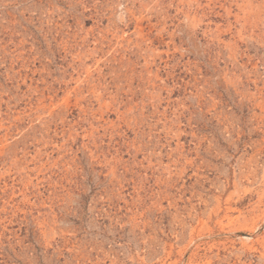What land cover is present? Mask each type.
Instances as JSON below:
<instances>
[{
    "label": "rangeland",
    "instance_id": "rangeland-1",
    "mask_svg": "<svg viewBox=\"0 0 264 264\" xmlns=\"http://www.w3.org/2000/svg\"><path fill=\"white\" fill-rule=\"evenodd\" d=\"M0 264H264V0H0Z\"/></svg>",
    "mask_w": 264,
    "mask_h": 264
}]
</instances>
